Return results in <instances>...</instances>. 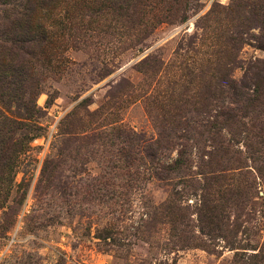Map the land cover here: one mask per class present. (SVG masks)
<instances>
[{"label":"rangeland","instance_id":"obj_1","mask_svg":"<svg viewBox=\"0 0 264 264\" xmlns=\"http://www.w3.org/2000/svg\"><path fill=\"white\" fill-rule=\"evenodd\" d=\"M4 7L0 264H264V0H62L40 49Z\"/></svg>","mask_w":264,"mask_h":264},{"label":"trees","instance_id":"obj_2","mask_svg":"<svg viewBox=\"0 0 264 264\" xmlns=\"http://www.w3.org/2000/svg\"><path fill=\"white\" fill-rule=\"evenodd\" d=\"M62 0H0V4L5 7L2 9L4 19H11L12 38L10 39L14 45L23 43V49L31 47L40 49L47 43H50V20L53 19L56 5ZM24 94L21 93V87L17 83L7 86L0 84V124L14 126L17 122L7 113H14L13 106H24L26 112L30 106L25 105L23 100ZM6 110V112H5ZM19 115L23 116L22 113ZM14 124V125H13ZM12 143L18 144L20 139H12ZM4 155V154H3ZM10 156V157H9ZM2 156L7 160L0 161V164L7 166V174L3 177H9L13 168V156ZM0 159V160H1ZM2 173L3 171L0 170ZM0 176V178L2 177Z\"/></svg>","mask_w":264,"mask_h":264}]
</instances>
